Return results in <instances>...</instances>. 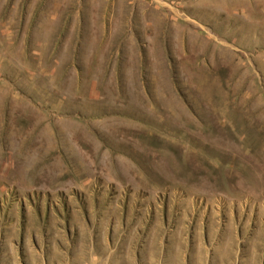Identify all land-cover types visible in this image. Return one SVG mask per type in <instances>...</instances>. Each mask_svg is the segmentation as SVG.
I'll list each match as a JSON object with an SVG mask.
<instances>
[{
  "label": "rangeland",
  "instance_id": "obj_1",
  "mask_svg": "<svg viewBox=\"0 0 264 264\" xmlns=\"http://www.w3.org/2000/svg\"><path fill=\"white\" fill-rule=\"evenodd\" d=\"M0 264H264V0H0Z\"/></svg>",
  "mask_w": 264,
  "mask_h": 264
}]
</instances>
